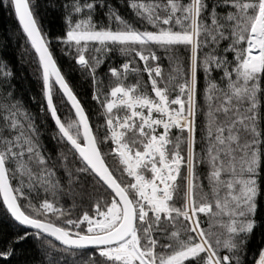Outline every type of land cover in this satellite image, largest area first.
I'll return each instance as SVG.
<instances>
[{
  "label": "snow or ice",
  "instance_id": "6c2138e0",
  "mask_svg": "<svg viewBox=\"0 0 264 264\" xmlns=\"http://www.w3.org/2000/svg\"><path fill=\"white\" fill-rule=\"evenodd\" d=\"M0 10L35 53L42 96L33 111L0 55V264H264V0Z\"/></svg>",
  "mask_w": 264,
  "mask_h": 264
},
{
  "label": "trees",
  "instance_id": "16d2710c",
  "mask_svg": "<svg viewBox=\"0 0 264 264\" xmlns=\"http://www.w3.org/2000/svg\"><path fill=\"white\" fill-rule=\"evenodd\" d=\"M121 14L130 17V13L126 7L121 8ZM43 23L49 29L50 35H58L63 31L62 21L58 15H46L43 18ZM53 50L62 71L70 72L68 58L60 53L59 46L54 45ZM0 55L10 63L12 70L16 74L13 83L17 86V90L24 96L25 101L30 104L33 111L38 112L42 96L41 80L39 79L38 64L35 59V53L25 37L21 34L18 21L14 15L5 10H0ZM124 59V57L114 55L113 65H119ZM144 79L147 80V76H145ZM70 80L76 90L82 94L83 99L88 102L87 107L90 110L91 115L97 109V105L90 99L91 88L89 83L75 71L71 72ZM30 96L36 98L35 103L29 100ZM61 111H63V109H61ZM43 118L46 120L45 127L52 128V120L48 118L46 114ZM45 143L48 144L49 149L55 154L56 149L51 140L45 137ZM63 203L67 207L69 201L65 200ZM0 227H3L6 231H10V229L7 228V225L2 222V217H0ZM260 242V239L255 240L252 247L255 248ZM26 248V256L35 257V249L32 248L31 245H27Z\"/></svg>",
  "mask_w": 264,
  "mask_h": 264
}]
</instances>
